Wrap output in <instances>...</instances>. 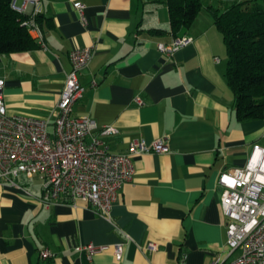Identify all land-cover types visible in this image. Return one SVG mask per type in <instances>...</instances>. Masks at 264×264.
Instances as JSON below:
<instances>
[{"label": "crops", "instance_id": "crops-1", "mask_svg": "<svg viewBox=\"0 0 264 264\" xmlns=\"http://www.w3.org/2000/svg\"><path fill=\"white\" fill-rule=\"evenodd\" d=\"M232 1L241 0H205L215 7ZM75 2L84 5L86 24ZM35 8L45 46L0 53L8 113L50 116L51 132L71 67L68 53L93 46L78 73L84 92L73 116L114 126V134L102 137L113 153H126L136 139L161 140L167 150L132 157L134 174L111 206L112 221L82 200L46 207L37 174H20L16 186L0 181V264H208L225 257L217 177L244 166L254 144L264 147V116H236L224 75L226 48L210 12L204 6L178 33L191 42L167 54L159 45L176 35L163 0H38L23 12ZM155 28L162 32H150ZM86 243L106 249L89 259L76 249ZM116 243L123 244L120 260ZM42 250L50 256L42 258Z\"/></svg>", "mask_w": 264, "mask_h": 264}, {"label": "built area", "instance_id": "built-area-1", "mask_svg": "<svg viewBox=\"0 0 264 264\" xmlns=\"http://www.w3.org/2000/svg\"><path fill=\"white\" fill-rule=\"evenodd\" d=\"M38 0H23L22 6H12L23 12L26 4ZM83 24L87 23L84 5L73 4ZM32 17L24 23L40 46H45L42 31ZM191 37H175L169 45H159L167 54L189 44ZM95 53L93 46L77 47L69 51L70 70L65 73L63 87L53 110V130L50 116L34 117L8 113L4 102L5 80L0 77V181L16 186L20 174H37L41 179V202L47 207L54 203L82 200L100 216L111 220V206L124 183L134 174L132 157L147 151L160 153L167 145L156 140L145 143L131 140L126 153H113L102 138L116 132L111 125L99 127L88 117H75L74 104L83 96L84 87L78 73L87 67ZM95 85V82L92 83ZM138 105L141 98L136 97ZM217 184L221 189L220 206L226 217L227 253L208 264H264V147L254 144L247 162L219 172ZM147 249H155L148 243ZM93 255L106 249L93 243L76 247ZM116 260L122 258L123 244L112 246ZM42 258L50 256L48 250L40 252ZM234 256V258H230Z\"/></svg>", "mask_w": 264, "mask_h": 264}, {"label": "trees", "instance_id": "trees-1", "mask_svg": "<svg viewBox=\"0 0 264 264\" xmlns=\"http://www.w3.org/2000/svg\"><path fill=\"white\" fill-rule=\"evenodd\" d=\"M0 0V53L25 51L39 45L25 25L32 14ZM168 8L171 32L187 29L205 6L222 34L226 48L225 78L235 98L238 119L264 116V1L241 0L214 6L205 0H163ZM34 19L42 31V17ZM152 33L162 30L151 29Z\"/></svg>", "mask_w": 264, "mask_h": 264}, {"label": "rangeland", "instance_id": "rangeland-1", "mask_svg": "<svg viewBox=\"0 0 264 264\" xmlns=\"http://www.w3.org/2000/svg\"><path fill=\"white\" fill-rule=\"evenodd\" d=\"M231 258H234V256H232Z\"/></svg>", "mask_w": 264, "mask_h": 264}]
</instances>
